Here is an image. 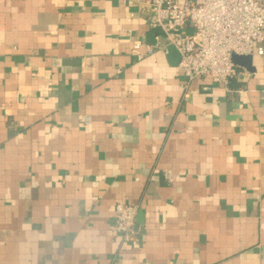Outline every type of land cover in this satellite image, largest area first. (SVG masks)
Wrapping results in <instances>:
<instances>
[{
  "label": "crops",
  "instance_id": "1",
  "mask_svg": "<svg viewBox=\"0 0 264 264\" xmlns=\"http://www.w3.org/2000/svg\"><path fill=\"white\" fill-rule=\"evenodd\" d=\"M150 14L0 0V264H264V56L187 89L167 51L132 53L167 45Z\"/></svg>",
  "mask_w": 264,
  "mask_h": 264
},
{
  "label": "built area",
  "instance_id": "2",
  "mask_svg": "<svg viewBox=\"0 0 264 264\" xmlns=\"http://www.w3.org/2000/svg\"><path fill=\"white\" fill-rule=\"evenodd\" d=\"M150 11L149 24L160 28L181 55L178 70L186 76L185 88L203 76L224 84L242 74L232 57L264 56V0H131ZM167 45L156 47L135 40L132 53L138 60ZM166 179L173 181L172 171ZM138 206L118 203L113 229L124 243L134 239Z\"/></svg>",
  "mask_w": 264,
  "mask_h": 264
},
{
  "label": "water",
  "instance_id": "3",
  "mask_svg": "<svg viewBox=\"0 0 264 264\" xmlns=\"http://www.w3.org/2000/svg\"><path fill=\"white\" fill-rule=\"evenodd\" d=\"M167 57L170 61V64L172 66H178L181 60V55L179 53V51L177 50V48L173 45L170 44L167 47ZM233 61L235 64L245 67L247 70H254V67L252 65V55H237V54H233L232 57ZM143 221V216L141 213H139L137 220H136V224H135V228L140 224V222Z\"/></svg>",
  "mask_w": 264,
  "mask_h": 264
}]
</instances>
